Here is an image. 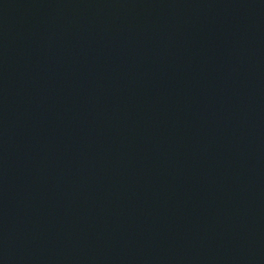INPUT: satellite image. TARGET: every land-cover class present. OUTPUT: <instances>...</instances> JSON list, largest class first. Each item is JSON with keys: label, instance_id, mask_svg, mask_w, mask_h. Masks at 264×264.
Here are the masks:
<instances>
[{"label": "water", "instance_id": "95a60500", "mask_svg": "<svg viewBox=\"0 0 264 264\" xmlns=\"http://www.w3.org/2000/svg\"><path fill=\"white\" fill-rule=\"evenodd\" d=\"M0 264H264V0H0Z\"/></svg>", "mask_w": 264, "mask_h": 264}]
</instances>
